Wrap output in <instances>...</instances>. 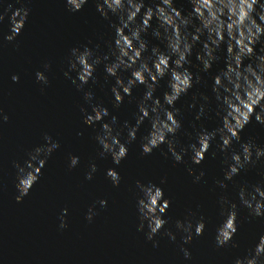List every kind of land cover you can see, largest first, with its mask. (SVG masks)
Segmentation results:
<instances>
[{"label": "water", "instance_id": "95a60500", "mask_svg": "<svg viewBox=\"0 0 264 264\" xmlns=\"http://www.w3.org/2000/svg\"><path fill=\"white\" fill-rule=\"evenodd\" d=\"M7 2L13 3L14 8H29L30 14L23 31L12 42L4 39L10 34L9 20L6 18L0 23V108L9 117L7 122L0 124V264H234L238 257L247 256L264 236V218L249 216L240 203L239 190L244 185L251 190L252 185L264 182V160L242 170L232 181H225L228 188L222 189L216 181L224 179L227 165L225 153L218 148L219 136L212 141V147L199 165L192 163L190 151L181 163L175 162L170 153L166 157L163 155L168 150L166 144L145 156L141 143L151 128L148 120L141 125L136 140L127 145L128 156L119 165L113 162L110 154L101 158L102 147L95 138L101 124L89 126L84 123L81 107L92 112L91 105L84 99V91L91 90L95 97L93 103H102L109 109L110 115L104 122H110L112 116L117 117L119 130L125 121L135 125L145 86L134 87L132 96H125L117 108L111 92L115 77L107 76L104 64L98 65L94 73L98 83L90 81L84 91L77 90L64 72L73 47L87 45L94 49L99 44L98 54L109 51L108 44L115 34L111 25L119 23L118 16L110 14V19H104L97 11L95 0H88L78 12L69 11L65 0ZM7 2L0 0V5L6 7ZM145 2L146 6L155 7L156 0ZM174 3L185 15L191 11L188 0H174ZM142 17L143 12L138 22ZM152 24L155 27L157 21L154 19ZM151 32L149 29L144 34V39L149 42V52L145 56L150 54L152 46L164 47ZM200 47L198 44L190 57V70L194 74L201 67L195 55ZM45 63H50L51 68L45 70ZM224 67L223 59L214 63L209 73H201L206 83L194 85L176 102L175 107L182 113L178 117L182 122L176 137L178 149L196 142L195 133L201 125L209 131L221 126V119L215 114L216 102L211 86L213 76ZM37 71L45 72L49 85L37 82ZM13 75L19 76L18 82L12 80ZM121 75L127 80L130 72ZM167 82V76L160 80L154 94L161 101L169 90ZM199 93L213 97L212 111L196 120L199 103L203 101H198L194 109L189 105L193 103V95ZM45 133L59 141L60 147L48 158L42 175L23 202H17L15 162L23 165L29 159V152L45 144ZM240 136L242 142L252 139L264 147V125L258 123L255 116ZM127 139L128 131L124 129L121 140L127 143ZM232 150L239 151L240 143L234 141L229 154ZM213 152L217 153L215 157ZM71 156L80 158L75 168L69 167ZM93 163L98 171L88 180L86 175ZM189 167L195 169L196 175L203 170L205 176L196 182L188 172ZM109 169L120 174L118 187L107 177ZM165 178L166 183H161ZM138 180L161 187L165 199L171 201L164 215L168 223L155 237L159 247H154L153 241L147 239V226L144 231H138ZM222 195H227L239 206L235 247H216V228L223 220L219 204ZM100 200H107V206L101 207ZM65 208L68 209L67 227L61 228ZM90 208L97 213L91 221L87 219ZM189 210L197 212L195 219L205 218L206 228L202 236L184 244V233L177 229L176 222L186 221ZM168 230L176 234L175 241L164 235ZM182 248L189 249L191 259L185 258Z\"/></svg>", "mask_w": 264, "mask_h": 264}, {"label": "clouds", "instance_id": "9594fccd", "mask_svg": "<svg viewBox=\"0 0 264 264\" xmlns=\"http://www.w3.org/2000/svg\"><path fill=\"white\" fill-rule=\"evenodd\" d=\"M15 2L22 3V0ZM95 2L97 11L104 19H110V14L118 16L119 23L111 25L115 34L108 44L109 51L98 54L99 44H96L94 49L87 45L83 48L73 47L68 56V68L64 76L71 80L77 90L84 91L85 85L90 81L98 83L94 73L98 65L104 64L107 76L115 77L111 92L117 108L124 102L125 96H132V90L137 85H144L146 89L138 103L135 125L125 121L119 130L116 127L117 117L112 116L110 122H104V118L110 115L109 109L102 103H93L95 97L91 90L84 91V99L92 107L91 113L87 108L81 107L84 123L89 126L101 124L100 132L95 137L102 147L99 153L101 158L110 154L113 162L119 165L128 156L127 145L136 140L141 125L148 120L151 128L141 143L142 155L145 156L166 144L168 150L163 153L166 157L170 153L175 162L181 163L190 151L192 163L199 165L212 147V141L219 136L221 142L218 148L225 153L224 163L227 165L224 179L216 181L222 189L228 188L225 181H232L242 170L264 160V147L257 145L252 139L242 142L240 136V132L251 122L253 116L258 123L264 125V0H188L191 11L187 15L175 6L174 0H156L155 7L146 6L145 0ZM65 3L69 11L78 12L88 0H65ZM142 12V20L138 22ZM8 13H11L10 17ZM29 14V8H14L11 2H7L6 7L0 5V23L7 18L11 25L10 34L4 39L8 42L14 41L23 31ZM154 19L157 21L155 27L152 24ZM149 29H152V36L164 47L162 49L160 46H152L150 54L145 56V53L149 52V42L144 39V34L148 33ZM198 44L201 47L195 55L201 67L199 72L194 74L190 70V57ZM221 59L225 67L213 76L211 86L216 102L215 114L220 117L221 126L209 131L201 125L195 133L196 142L178 149L179 141L176 137L182 129V122L178 117L182 113L175 107L176 102L194 85L205 82L201 73H209L213 64ZM43 67L45 70L50 69L51 64L45 63ZM73 72L76 73L75 77L72 76ZM122 72H130L127 80L121 75ZM166 76L169 90L164 93L161 101L154 94L160 80ZM12 80L18 82L19 76L13 75ZM36 80L43 85L50 83L43 71H37ZM201 100L203 102L199 103L196 120L204 117L206 112L212 111L213 97L205 93L194 94L193 103L189 108H196L197 102ZM8 120L9 117L0 108V124ZM193 127L195 128V125ZM124 129L128 131L127 143L121 140ZM44 140L45 144L28 153L29 159L23 165L15 162L16 189L19 193L16 196L17 202H23L42 175L48 158L60 147L59 141L47 133L44 134ZM234 141L240 143V150H232L229 154ZM212 155L215 157L217 153L213 152ZM79 162L78 156H71L69 167L75 168ZM97 171V165L91 164L86 179H93ZM188 172L195 177L196 182L205 176L203 170L196 175L195 169L191 167ZM106 175L114 186L120 185L121 176L115 169H109ZM161 183H166V178ZM136 187L140 192L137 201L140 220L138 231H144L147 226V239L153 241L154 247H159V241L155 237L168 223L164 215L171 201L165 199L163 189L156 184H145L138 180ZM239 199L250 217L264 218V182L252 185L251 190L248 185L242 186ZM107 203V200L99 201L101 207H106ZM219 204L223 220L216 228L215 243L217 248H222L233 245L238 231L239 206L227 195L220 197ZM67 213L68 209H63L61 228L67 227ZM96 215L93 208H90L87 219L91 221ZM196 216L197 212L189 210V218L186 221L176 222L177 229L184 233V244L191 243L196 236H202L205 232V218L200 216L197 220ZM164 235L172 241L176 240V234L171 230L166 231ZM181 250L186 259H191L189 249ZM234 264H264V236L260 237L255 248L250 249L247 256L238 257Z\"/></svg>", "mask_w": 264, "mask_h": 264}]
</instances>
